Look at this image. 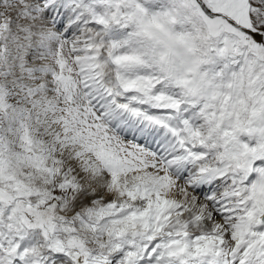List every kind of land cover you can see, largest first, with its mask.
Masks as SVG:
<instances>
[{
  "label": "snow or ice",
  "instance_id": "obj_1",
  "mask_svg": "<svg viewBox=\"0 0 264 264\" xmlns=\"http://www.w3.org/2000/svg\"><path fill=\"white\" fill-rule=\"evenodd\" d=\"M0 264H264V0H0Z\"/></svg>",
  "mask_w": 264,
  "mask_h": 264
}]
</instances>
